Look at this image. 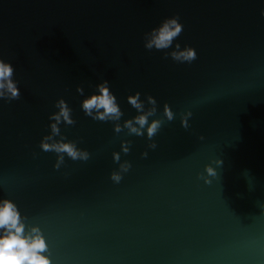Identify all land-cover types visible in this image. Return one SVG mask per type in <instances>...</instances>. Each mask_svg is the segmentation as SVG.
<instances>
[{
    "label": "water",
    "instance_id": "obj_1",
    "mask_svg": "<svg viewBox=\"0 0 264 264\" xmlns=\"http://www.w3.org/2000/svg\"><path fill=\"white\" fill-rule=\"evenodd\" d=\"M0 61V201L50 264H264V0H0Z\"/></svg>",
    "mask_w": 264,
    "mask_h": 264
},
{
    "label": "clouds",
    "instance_id": "obj_2",
    "mask_svg": "<svg viewBox=\"0 0 264 264\" xmlns=\"http://www.w3.org/2000/svg\"><path fill=\"white\" fill-rule=\"evenodd\" d=\"M182 27L176 21H166L160 29H154L152 39L146 44V47L162 48L167 47L173 38L179 35ZM185 59H194V50H188L183 54ZM12 73L11 65L0 61V89H6L14 97L19 94L15 89V85L10 81ZM100 95L92 97L83 103V108L86 112L94 107L104 109V114L100 119H105L107 116H119V109L115 104L114 97L111 96L105 85L98 86ZM2 94V93H0ZM129 102L139 108L135 98H130ZM61 115L67 120L68 112L63 110ZM53 119H59L54 116ZM141 126L146 123L145 117H140L137 120ZM158 123L154 122L147 129L148 135L155 134ZM53 132L57 129L52 126ZM132 131H137L132 129ZM43 150H55L64 152L73 159H86L84 153L77 152L72 145L53 144L51 146L42 144ZM112 179L119 180V176L113 175ZM46 251V244L36 228L31 229V234H25L24 225L15 206L7 200L0 201V264H50L48 259L41 255Z\"/></svg>",
    "mask_w": 264,
    "mask_h": 264
}]
</instances>
